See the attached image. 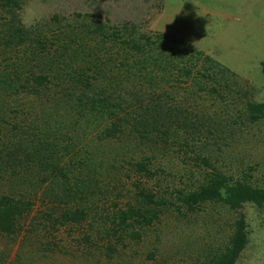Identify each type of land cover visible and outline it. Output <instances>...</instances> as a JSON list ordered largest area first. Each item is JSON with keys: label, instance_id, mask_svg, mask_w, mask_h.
Segmentation results:
<instances>
[{"label": "trees", "instance_id": "obj_1", "mask_svg": "<svg viewBox=\"0 0 264 264\" xmlns=\"http://www.w3.org/2000/svg\"><path fill=\"white\" fill-rule=\"evenodd\" d=\"M24 1L0 0V234L21 235L17 257L36 240L43 257L86 249L93 260L68 264H100L168 213L220 203L237 216L197 263L236 264L249 242L242 208H264L259 163L243 164L264 142V101L193 42L93 12L27 27ZM109 141L137 153L104 150ZM128 179L135 192H116ZM36 197L49 206L24 228ZM61 227L77 232L70 244L56 239Z\"/></svg>", "mask_w": 264, "mask_h": 264}, {"label": "rangeland", "instance_id": "obj_2", "mask_svg": "<svg viewBox=\"0 0 264 264\" xmlns=\"http://www.w3.org/2000/svg\"><path fill=\"white\" fill-rule=\"evenodd\" d=\"M28 8H35L40 13L41 18L36 23L25 21V10ZM75 12H93L117 25L128 22L142 30L166 31L171 37L193 42L231 68L237 76H243L253 91V97L264 101V0H25L20 15L22 22L29 27L50 19L55 13L73 17ZM168 88L177 96L187 92L179 85ZM121 142L109 141L104 150L109 151L115 145L116 150L123 154L137 153L132 146L134 141ZM257 142L255 152L248 153L243 164L246 165L248 159L256 160L259 168L253 173L264 181V142ZM168 164L182 163L180 158L173 157ZM182 168H177V173L182 172ZM229 170L236 169L230 166ZM155 181L147 180L146 185L157 187ZM134 188L133 181L128 179L116 192H135ZM127 199L133 200L128 195L121 196L119 202L124 203ZM34 203L29 216L23 219L24 228L30 226L32 217L40 216V210L49 206L48 202H42L38 197ZM242 211L248 221L249 242L236 264H264V208L246 203ZM236 216V211L220 203H216L215 207L208 205L189 217L168 213L161 221H153L144 230L140 242L131 241L127 247L119 244V252H114V258L97 254V259L102 260L100 264H200L197 263L198 253L206 245L214 249L218 247L219 240L226 239L231 231L228 225ZM56 234V239L65 245L70 244L69 240L77 232L69 235L61 227ZM20 240L21 235L12 240L0 234V264H68L74 260H93L82 253L86 249L76 250L73 255L60 250L49 251V257H43L36 240L29 243L22 250L23 257L18 258Z\"/></svg>", "mask_w": 264, "mask_h": 264}, {"label": "clouds", "instance_id": "obj_3", "mask_svg": "<svg viewBox=\"0 0 264 264\" xmlns=\"http://www.w3.org/2000/svg\"><path fill=\"white\" fill-rule=\"evenodd\" d=\"M40 13L35 8L25 10V21L29 24L36 23L40 19Z\"/></svg>", "mask_w": 264, "mask_h": 264}]
</instances>
